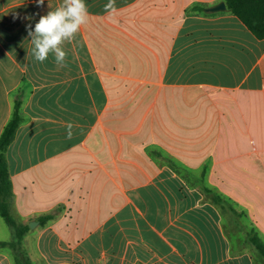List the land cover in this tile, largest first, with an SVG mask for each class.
<instances>
[{"label": "crops", "instance_id": "obj_1", "mask_svg": "<svg viewBox=\"0 0 264 264\" xmlns=\"http://www.w3.org/2000/svg\"><path fill=\"white\" fill-rule=\"evenodd\" d=\"M220 1L115 0L109 15L85 0L59 66L34 58L26 25L63 0H0V136L19 104L6 157L32 264H264L250 240L264 239V37L193 7ZM204 88L231 98L224 136L187 111Z\"/></svg>", "mask_w": 264, "mask_h": 264}, {"label": "trees", "instance_id": "obj_2", "mask_svg": "<svg viewBox=\"0 0 264 264\" xmlns=\"http://www.w3.org/2000/svg\"><path fill=\"white\" fill-rule=\"evenodd\" d=\"M225 1L228 5V10L231 13L239 16L258 37H264V0ZM207 6L208 5L204 2H198L195 3L193 7H195L196 11L202 14H212V12L207 11ZM22 119L23 116L20 110V105L17 104L13 116L0 136V212L14 232L13 240L0 241V246L10 245L17 250V264H32L31 261L23 255V252L20 251L24 236L30 226L19 223L13 215L12 204L14 191L6 157V151L16 137ZM207 191L209 192L210 190ZM214 200L216 201L215 198ZM45 218L49 219L50 216ZM250 240L254 244L258 253L264 257V239L257 231H251Z\"/></svg>", "mask_w": 264, "mask_h": 264}, {"label": "clouds", "instance_id": "obj_3", "mask_svg": "<svg viewBox=\"0 0 264 264\" xmlns=\"http://www.w3.org/2000/svg\"><path fill=\"white\" fill-rule=\"evenodd\" d=\"M37 6L42 7L45 0H36ZM105 13L112 15L116 12L115 0H108L104 5ZM38 15V14H37ZM31 21V15L23 17ZM89 19L88 7L85 0H63V3L52 9L46 15L40 16L35 23L33 30L32 24L28 23L26 29L28 36L31 37L32 55L43 63L49 53L54 54L55 62L59 66H66L67 53L61 45L71 42L81 26L85 25ZM72 125L68 124L67 138L72 137Z\"/></svg>", "mask_w": 264, "mask_h": 264}, {"label": "rangeland", "instance_id": "obj_4", "mask_svg": "<svg viewBox=\"0 0 264 264\" xmlns=\"http://www.w3.org/2000/svg\"><path fill=\"white\" fill-rule=\"evenodd\" d=\"M226 94L215 89H195L189 92L187 100V111H193L196 118L201 119L202 130L204 133L209 134L210 130L213 132L218 131L219 135L225 132V106L227 103ZM232 103V101H230ZM218 116V117H216ZM217 123V124H216ZM257 206L259 205L258 199H255Z\"/></svg>", "mask_w": 264, "mask_h": 264}, {"label": "water", "instance_id": "obj_5", "mask_svg": "<svg viewBox=\"0 0 264 264\" xmlns=\"http://www.w3.org/2000/svg\"><path fill=\"white\" fill-rule=\"evenodd\" d=\"M226 10H228V5L225 0H222L215 5H211L207 7V11L209 12H219V11H226ZM36 223H38V221H32L30 224L31 226H34Z\"/></svg>", "mask_w": 264, "mask_h": 264}]
</instances>
